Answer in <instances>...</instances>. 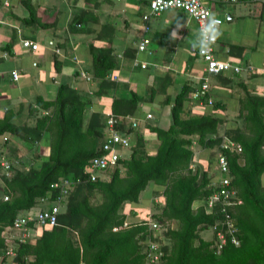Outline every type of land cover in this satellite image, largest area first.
Here are the masks:
<instances>
[{"label": "trees", "instance_id": "16d2710c", "mask_svg": "<svg viewBox=\"0 0 264 264\" xmlns=\"http://www.w3.org/2000/svg\"><path fill=\"white\" fill-rule=\"evenodd\" d=\"M97 1L112 8L119 0H85L84 9L71 16L68 28L74 35L92 37L87 44L90 67L86 72L97 83L94 95L100 97L117 86L108 77L117 69V61L111 45L116 33L111 20L100 23L99 14L86 5L94 6ZM21 2L27 14L25 25H56L58 14L52 13L54 17L49 23H40L37 6L30 0ZM9 48L10 43L3 50ZM192 91L185 82L172 96L166 129L144 124L158 141L154 155L145 154V140L136 132L131 142L128 139L129 147L115 166L101 173L105 179L98 173L95 181L89 180V165L91 159L102 154L100 141L107 119L133 116L138 103L151 100L153 88L145 96L129 91L128 98H114L111 113L104 116L100 111L84 115L90 99L85 100L76 90L59 84L52 101L36 96L28 105L27 119L32 118L33 124L25 126L13 122L22 113L19 109L22 104L13 109L10 103H2L8 106L3 107L0 116V138L8 135L20 139L29 151L38 142L47 140L48 152L41 162L38 153L32 151V158L37 161L28 166L5 157L10 168L6 175L0 174V257L6 246L3 235L6 230L12 231L14 219L25 214L34 216L46 209L58 194L50 186L70 178L77 184L56 201L59 206L56 225L35 227L29 222L28 230L31 233L38 228V236L32 244L26 241L15 248L14 264H146L148 240L159 244L162 252L156 264H264V187L259 181L264 172V98L245 92L238 100L236 126L219 136L223 118L190 114L187 110ZM211 107L221 109L215 102ZM131 129L124 122L116 126L117 132L127 137L135 132ZM222 138L240 147L239 153L220 151L227 162L230 177L227 190L232 192L229 201L233 205L224 206V212L221 199L206 211L205 202L219 187L210 183L205 170L198 166L192 169L196 157L191 146L195 143L201 149L214 150V155L207 159L212 166ZM10 139L3 140L0 155ZM149 183L161 188L162 202L155 204L160 208L149 218L160 225L158 234L148 230L147 221L126 224L122 213L126 203H138ZM96 195L99 201L93 204L90 200ZM4 197L7 199L3 200ZM45 201L44 208L40 205ZM224 213L233 222L238 245L228 242L215 253L213 231L207 240L199 233L214 227ZM169 223H174L175 228H169ZM162 239L168 242V248L161 245Z\"/></svg>", "mask_w": 264, "mask_h": 264}, {"label": "crops", "instance_id": "0c3cea01", "mask_svg": "<svg viewBox=\"0 0 264 264\" xmlns=\"http://www.w3.org/2000/svg\"><path fill=\"white\" fill-rule=\"evenodd\" d=\"M2 1L0 0V88L6 87L18 91L17 84L22 77L21 85L27 90V93H24L25 98L16 95L8 101L13 109L22 104L19 109L23 112L25 107V119L28 118V105L33 102L34 98L40 96L45 101H52L59 84H66L73 90L88 92L91 104L86 108L84 115L100 111V114L104 116L111 113L110 104L114 98H128L129 91L138 96L136 85L142 86V90L146 89L142 95L145 96L147 91L152 90L154 84L159 88L148 103L157 105V109L161 111L160 115L169 116V104L180 85L187 82L192 90L198 85L204 65L196 54L197 47H194L198 38L197 27L195 22L181 11L167 10L158 15H150L144 23L140 17L146 13V0H119L116 5L113 3L112 13H116V19L121 21L124 27L123 35L128 33L126 31L130 28H133L137 35L130 36L133 37L129 40L130 43H127L128 40L124 38L117 39L116 50L118 52L115 50L117 69L110 72L108 76L117 83V86L113 92L97 97L94 95L97 89L96 82L89 78L91 76L86 72L90 66L87 45L85 46L87 39L85 38L86 40L82 42L81 35L73 34L75 38L78 37L75 42L69 33L67 36L69 31L62 35L58 30L53 31L52 25H25L27 14L21 0H10L7 7L1 5ZM30 2L33 6H37L36 17L39 18L40 23H49L48 20L51 18L48 19L44 14L45 11H50L54 16L58 14V17L62 18L64 15L67 27L71 16L76 15L75 12L84 9L85 6L83 0H30ZM59 4H64V9L67 5L69 6L68 14L63 13ZM138 6H142V9L137 12ZM207 6L210 12L222 22V33L213 45V56L218 61H229L239 67L240 72L237 74L228 72L225 75L220 74V77L209 78V97L212 103L215 102L220 106V110H212L211 106L200 105L191 98L186 108L190 114L214 116L217 114V117L224 118L228 113H237L238 100L245 92L264 98V6L258 2H251V0H209ZM178 21L183 24L182 29L177 28ZM143 26L148 27L146 34L142 32ZM174 30L177 32L175 37L172 35ZM192 32L196 35L193 39L188 36ZM46 35H49L47 39H45ZM142 37L149 42L147 50L135 52L136 45ZM54 38L56 41L52 40ZM22 39L36 42L38 50L30 53L21 49L18 43ZM89 39L91 40V37ZM49 41L52 42L51 46L48 45ZM8 43H10L9 50H3L4 45ZM57 44L61 45L60 48L56 46ZM54 49H57V53L53 52ZM144 53L147 60L141 56ZM178 58L181 63L177 65ZM134 60L138 65H132ZM32 63H36V67H32ZM141 64L145 66L143 69L139 68ZM11 71L17 73L15 82L10 80ZM134 71H139V73ZM81 73L87 79L81 80L79 76ZM179 80H182L180 85H178ZM75 85L76 89H74ZM163 87L165 91H162ZM82 98L87 99L83 96ZM140 105V103L136 105L137 109L133 116L120 117L125 121L122 120L120 123L124 122L126 127L132 120L138 121L137 128H133L135 132L127 134L129 142L138 132L145 140V152L152 156L155 154L158 141L153 134L144 129V124L149 121L145 120V115L150 113L142 112L143 105L141 107ZM161 123L164 124V120ZM152 124L155 125L153 122ZM167 124L169 125V122L166 123L165 128H159L166 129ZM39 151L41 155H44L43 150ZM149 196L147 194L146 198ZM127 207L132 210L126 215L125 223H132L141 211L131 206H126L122 210L125 211Z\"/></svg>", "mask_w": 264, "mask_h": 264}, {"label": "built area", "instance_id": "2783aa9c", "mask_svg": "<svg viewBox=\"0 0 264 264\" xmlns=\"http://www.w3.org/2000/svg\"><path fill=\"white\" fill-rule=\"evenodd\" d=\"M209 0H198L199 3V13L194 14L192 10L183 8V7H176L172 8L169 7L166 3V0H148L147 2V10L148 12L145 14H142L140 17V20L142 22H146L148 20V17L150 15H158L164 11L167 10H180L182 11L188 18L193 20L197 27V32L199 35V30L204 23V16L205 13H211L210 9L207 6V3ZM251 2H258L264 6V0H251ZM1 5L3 7L8 6V0H3ZM218 19V18H217ZM220 20V19H219ZM221 21V20H220ZM143 34H146L148 32V27L143 26L142 27ZM216 42V40H215ZM214 42V43H215ZM148 40L144 37L140 38L139 42L136 45V50L138 52H143L147 50ZM211 45L210 50L206 55H202L200 50L196 48V54L203 62V68H202V74L200 78L198 79V85L197 87L192 91L190 97L192 100H195L200 105H212V100L209 97V78L212 76L220 75V74H226V73H232L237 74L240 72V68L231 64L229 61H218L213 56V45ZM19 47L23 50H26L30 53H35L38 50V44L34 41L30 40H20L19 41ZM48 45L51 46L52 42H48ZM54 53H57V49L53 50ZM33 67L35 66V63L31 64ZM133 66L138 65L135 60L132 62ZM145 66L140 65L139 68L143 69ZM81 78H84L85 76L81 73L79 75ZM10 78L12 81L17 80V74L14 71L10 72ZM85 79H87L85 77ZM146 119H150V114L145 115ZM124 119H121L119 117L115 118H108L106 121V127L103 129L101 141H100V150L101 155L98 157H95L91 159L90 161V174H89V180L95 181L97 178L98 173H102L107 168H111L115 166L118 159L122 157L123 150H127L129 147L128 144V137L123 136L122 134L118 133L116 130V126ZM127 120V118H126ZM125 122V121H124ZM130 128H135L137 125L136 120H132L130 123ZM218 150L215 154V164H216V171H217V180L216 184L217 187H219V190L217 193L213 194L204 204L205 210L210 211L212 208V205H214L216 202H219L221 199L224 200L222 203V211H224V206H232L233 203L229 201V198L232 197V192L228 191L227 188L229 186L230 177L227 167L226 158L220 151H230L234 153L240 152V147L237 143L228 140L226 138H222L218 145ZM10 168L9 162L3 158L0 161V170L3 172V174L6 175ZM77 184V181L74 179H68L65 178L59 183H53L50 188L57 191V197L55 199V202L49 203L48 207L44 210L38 211L34 214V216H31L30 214H25L22 216H17L13 223H12V231L6 230L4 233V241L6 243L5 249L0 257V264H14V258H15V248L19 244H23L26 241L31 240L30 239V231L27 227V224L29 222H33L35 227H42V226H55L56 225V217L59 213V206L56 203L58 202L60 197H65L70 193V190ZM7 198L4 197L3 200H6ZM235 204H239V201H236ZM225 212V211H224ZM223 218L220 222L214 225V227L211 228L213 231L214 237H215V243H214V249L215 253H219L221 248L226 245V243L229 242V244H232L233 246L238 245V241L235 238V228L233 225L232 220L229 218V216L224 213ZM146 225L148 227V230L157 233L160 231V225L156 223L153 220H148L146 222ZM115 231V230H113ZM162 256V252L159 248V245L155 242L147 241V250H146V264H156L159 259Z\"/></svg>", "mask_w": 264, "mask_h": 264}, {"label": "rangeland", "instance_id": "374dc122", "mask_svg": "<svg viewBox=\"0 0 264 264\" xmlns=\"http://www.w3.org/2000/svg\"><path fill=\"white\" fill-rule=\"evenodd\" d=\"M83 2L85 3V0H83ZM116 4L117 3H114V5H116ZM86 5H88V9H90L91 11L94 9V12L99 14L98 18H99V22L100 23L101 22L105 23V22H108L109 20H111V24H113V26H114V28L116 30L115 42L113 44L111 43L112 50H113L114 53H115V50H116L117 39L119 40L121 38H124L126 41L128 40L127 43H130L129 40H132V38H133V37H130V36H133V35L136 36L137 35V34H135L133 28H130V30L126 31L128 33H125V35H123L124 27L122 26L121 21L119 19H116L117 14L114 13V12L112 13L113 7L110 8V7L107 6V4L105 5V4L100 3L98 1L94 5L95 7L94 6H90L91 4L90 5L86 4ZM58 6L61 9H63V13L64 14H68V7H69L68 5H67V7L65 9H64V4H59ZM81 7H83V4H81ZM81 7L79 6V8H81ZM95 9H97L99 11L97 12ZM141 9H142V6H138L137 12L140 11ZM147 12H148V10L146 9V13ZM76 13H77V11L75 12V14ZM44 15H46L48 17V19H50L51 16H52V13H50V11H45ZM63 17H64V15H63ZM63 17L61 18V16H59L58 19H57L56 25H54V26L52 25L53 31L58 30V32L61 33L62 35H64L65 32L69 31V32H67V36H68V33H69V36H73L71 30L66 26L65 20H64L65 18H63ZM188 36L190 38H192V39L194 37H196V35L193 32L189 33ZM48 37H49V35H46L45 39H47ZM76 38H78V37H76ZM76 38H75V36H73V40H75V42H77ZM85 38L87 39V42L85 43V46H86L88 43H91V40L89 39L90 36H85V35L82 36V38H80V39H82L83 40L82 42H84V40H86ZM91 39H92V37H91ZM52 40L56 41V38H54ZM95 43H98V41L95 42ZM116 52H118V50H116ZM141 56L145 57L146 60H147V56H146L145 53L141 54ZM178 60L180 62L177 61V65L179 63H181V60L179 58H178ZM134 72L135 73H139V71H134ZM89 78H91V77H89ZM82 79L83 78H81V80ZM21 80H22V77H20V82H19V84H17V87L19 88L18 91H13V90H10V89H8L6 87L0 88V115H2L3 112H4V111H2L3 107L4 106L5 107L8 106V104H9L8 99L9 98H12V97H14L16 95H19L18 97H20V98H23V99L25 98V94L24 93H27L26 92L27 90H26V88L24 89L23 85H21ZM181 83H182V80H179L178 85H180ZM96 86H97V83H96ZM135 87H136L138 96H140V95L142 96L146 92V89L142 90V86H140V85H136ZM152 88H153V92H155V91L158 90L159 86L154 84ZM31 89H33V88L31 87ZM74 89H76V85H75ZM76 91H78L81 94L80 95L81 97L83 96L84 98L85 97L88 98V96H90L88 94V92H82V91L77 90V89H76ZM162 91H165V87H163ZM4 102L5 103L8 102V104H5L4 106H2L1 104L4 103ZM145 103H147V102H140V104H141L140 107L143 105L141 107V111L142 112L143 111L149 112L154 117L153 118L151 116L152 118L148 119L149 120L148 123L152 124V122H153L158 127L165 128L166 123L169 122V116L163 115V114L160 115L161 111L159 110V108L157 109V107H156L157 105L154 106V104H150V103L145 104ZM23 106H24V104H23ZM228 112L229 111L227 110V113ZM236 114L234 112H232V113H228L226 116H224L223 124L221 126V131L219 132V136H221L223 134L222 131H224V133H225V132L229 131L230 129H234V127L236 126V124L238 122L237 119H236ZM159 115H160V117H159ZM215 116H217V114H215ZM163 120H164V124L161 123ZM13 122L16 125H23V126H25V124L26 125H32L33 124V119L32 118L25 119V107H24L23 112L22 113L20 112V114H18L14 118ZM10 138L11 137H9L8 135H5V137L0 138V147H1L4 139L8 140ZM11 140H13V141H11ZM4 146H5V148L2 150L3 154L0 155V161H1V159L5 158L8 155V156H10V158H11V160L13 162L22 161L24 165L26 164V166H28L29 164L35 165L36 162H34V161H37V159L32 158V155H31L32 151L38 153V155H39L38 160L41 161V162L42 161L44 162L46 160V156H47V152H48L47 140H46V142H45V140H42L41 142H38V144L34 145L33 146L34 148L32 150H30V151L26 147V144L24 145L20 139H16V138H11L9 143H6ZM191 149L195 153V157H196L195 161L192 163V169L194 170L197 166L202 168V170H205L207 172V175H208L207 177L210 179V183L211 184L216 183V180H217V177H218L217 176V171H216V164H215V162H213L212 166H209L208 162H207L208 157H210V155L211 156L214 155V150L208 151V150L201 149L195 143L192 144ZM39 150H43L44 151V155H41L42 153H40ZM123 151H126V150H123ZM145 154L147 155L146 152H145ZM1 173H3V172L0 170V174ZM100 176H101L102 179H105L104 178L105 176H103L101 173H100ZM259 181H260V186L264 187V172L261 174V176L259 178ZM160 193H161V188L159 186L153 185L152 183H149V185L145 188V190L143 192H141L140 198L138 200V203H126L124 205V207L131 206L132 208H136L137 210L141 211L140 215L138 214V217L135 218V221L132 222V223L139 222V221H148L149 218L153 214L158 213V209L160 207H159V205H155V204H159V203L162 202L161 201L162 198L160 197ZM147 194L150 195L148 198H146ZM90 201L93 204L98 202L99 200H98L97 195L94 196L93 198H91ZM46 205L47 204H46V201H45L40 206H43V207L45 206L46 207ZM194 206H196V205H194ZM47 207H48V205H47ZM128 208L129 207H127V209L125 211L122 210V213H125L124 214L125 216L129 213L130 210H132V209H128ZM126 224H129V223H126ZM167 225H168L169 228H175V226H176L174 223H169ZM37 229H36L35 232H34V229H33V231L29 235L30 239H31L29 241H30L31 244L34 242V239L38 236L37 235L38 234ZM158 233H159V231L157 232V234ZM211 235H212L211 228L208 229L207 231L203 232V233H199V236L202 237L205 240L211 238ZM160 243H161V245H163V246H165L167 248L169 247L168 242L165 241L164 239H162Z\"/></svg>", "mask_w": 264, "mask_h": 264}, {"label": "clouds", "instance_id": "9594fccd", "mask_svg": "<svg viewBox=\"0 0 264 264\" xmlns=\"http://www.w3.org/2000/svg\"><path fill=\"white\" fill-rule=\"evenodd\" d=\"M166 3L169 7L172 8L183 7L192 10L194 14H198L200 11L198 0H166ZM177 28H183V24L179 21L177 23ZM221 33L222 22L217 19L214 14L205 13L204 23L199 30V35L196 42L194 43V47H197L202 55H206L210 50L211 45L221 35ZM172 35L173 37H175L177 35V32L174 30Z\"/></svg>", "mask_w": 264, "mask_h": 264}]
</instances>
